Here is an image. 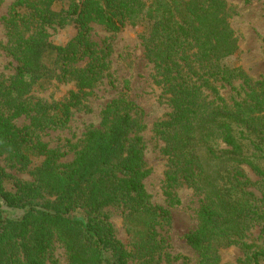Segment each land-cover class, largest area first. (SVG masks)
I'll list each match as a JSON object with an SVG mask.
<instances>
[{"label":"trees","instance_id":"16d2710c","mask_svg":"<svg viewBox=\"0 0 264 264\" xmlns=\"http://www.w3.org/2000/svg\"><path fill=\"white\" fill-rule=\"evenodd\" d=\"M60 6V8H55ZM227 0H20L6 19L14 73L0 74V158L26 170L20 180L0 165V264H46L54 244L69 264L147 263L163 248L161 228L168 209L153 204L144 179V128L138 107L119 94L69 150L49 147L41 134L63 127L71 109L109 77L110 46L91 39L93 24L116 32L145 26L144 56L170 112L155 124L166 157L165 193L188 183L202 196L196 227L185 235L196 264L223 262L228 246L243 250L247 264L264 262V191L247 189L246 165L264 181V78L253 81L226 60L237 50ZM74 24L65 44L49 40V29ZM79 65V63H82ZM73 81L62 101L30 95L35 86ZM240 82V88L235 82ZM228 89L240 96L227 99ZM21 116L28 119L15 124ZM73 152L71 161L61 159ZM37 162V163H36ZM11 179L12 188L5 186ZM107 206L125 211L130 251L116 238ZM260 226L261 242L249 241Z\"/></svg>","mask_w":264,"mask_h":264},{"label":"rangeland","instance_id":"374dc122","mask_svg":"<svg viewBox=\"0 0 264 264\" xmlns=\"http://www.w3.org/2000/svg\"><path fill=\"white\" fill-rule=\"evenodd\" d=\"M20 0H0V74L8 77L14 73L16 61L8 53V36L6 19L16 2ZM31 1V0H29ZM233 12L229 18L230 25L237 38V50L227 58L229 65L240 66L253 80L264 78V0H227ZM60 8V6H55ZM145 26L125 25L116 32L105 30L98 24L92 25L91 39L99 46H110V76L97 84L91 93L83 99L78 107L71 109V116L65 126L46 130L41 134V140L49 147H59L69 150V146H76L90 128H97L100 124L101 111L106 104L121 93L133 101L138 107L137 117L144 128L141 130L143 142V158L146 167L150 170L144 179V185L150 194L153 204L168 209L170 223L160 230L163 239V248L150 261L130 257L128 264H196L197 254L186 243L185 235L193 230L197 223V211L202 203V196L188 183L177 184L170 190V196L165 193L164 172L166 157L161 153L163 142L156 134L155 124L165 119L170 112L167 96H161V88L154 84L152 75L153 66L144 56L141 35ZM49 40L54 44H65L71 39L76 28L70 24L63 28L49 29ZM79 63V65H82ZM235 85L240 88V82ZM73 81H53L43 86H35L30 95L45 102L62 101L73 90ZM221 93L227 99L238 100L240 96L228 89ZM28 119L21 116L15 124L22 126ZM73 152H68L61 159L71 161ZM37 163V162H36ZM264 166V163H261ZM0 165L7 173L16 179L31 180L26 170L11 166L3 158ZM245 175L251 184L248 190L260 196L264 191V181L260 182L250 167L243 166ZM11 179L5 180V186L12 188ZM103 212L108 215L116 238L130 251V235L124 225L125 211L116 206H107ZM260 226L250 230L249 241L259 244ZM223 262L233 264H247L242 261L245 254L237 246H228L221 252ZM46 264H69L64 249L54 244L51 256ZM264 264V262H263Z\"/></svg>","mask_w":264,"mask_h":264}]
</instances>
